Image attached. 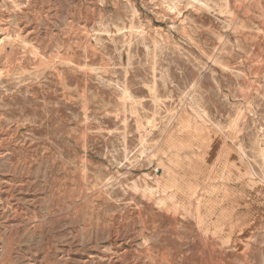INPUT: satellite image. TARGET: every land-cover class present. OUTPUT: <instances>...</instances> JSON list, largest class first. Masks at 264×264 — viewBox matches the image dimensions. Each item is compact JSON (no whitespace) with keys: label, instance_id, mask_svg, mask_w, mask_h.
<instances>
[{"label":"rangeland","instance_id":"1","mask_svg":"<svg viewBox=\"0 0 264 264\" xmlns=\"http://www.w3.org/2000/svg\"><path fill=\"white\" fill-rule=\"evenodd\" d=\"M0 264H264V0H0Z\"/></svg>","mask_w":264,"mask_h":264}]
</instances>
